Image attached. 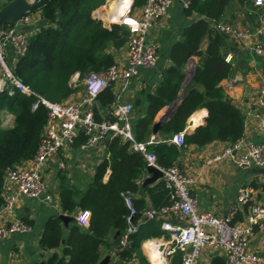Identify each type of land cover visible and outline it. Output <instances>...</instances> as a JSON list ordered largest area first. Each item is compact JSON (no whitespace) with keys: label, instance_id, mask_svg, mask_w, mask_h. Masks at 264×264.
<instances>
[{"label":"trees","instance_id":"16d2710c","mask_svg":"<svg viewBox=\"0 0 264 264\" xmlns=\"http://www.w3.org/2000/svg\"><path fill=\"white\" fill-rule=\"evenodd\" d=\"M131 1L132 11L139 10L146 2ZM103 3L104 0H46L31 11L29 14H38L41 22L29 36L23 54L11 66L12 73L33 93L46 100L53 103L68 101L77 91L71 83L72 77L77 73L81 79L88 73L106 71L115 64L114 53L123 49L128 41L129 32L124 26L111 24L104 27L91 17L92 11ZM242 8L249 16L253 10L251 0H190L184 9L185 15L200 18L183 30L182 39L169 50L171 64L161 72L155 90L132 104L133 138L136 142L147 143L156 114L177 102L169 118L158 129L155 144L147 145V149L155 154L159 167L179 168L176 164L178 148L167 141L174 134L184 132L188 118L199 109L205 108L207 117L203 125L183 135L186 145L202 148L214 141L233 144L243 136V116L224 95L220 82L235 71L234 58H240L242 62L249 56L212 27V23L221 22L227 16L229 19L225 23H232L235 13ZM230 52L232 61L227 63L224 58ZM193 58L197 61L187 76L184 68ZM255 59L264 74V59ZM13 91L11 96L7 90L0 94V117L3 112L13 116L12 124L7 127L1 125L0 119V207L7 172L33 158L47 117L45 107L40 105L31 109L34 96L16 89ZM115 99L111 87L99 94L92 107L96 121L109 116ZM85 141L86 137L80 135L73 148ZM106 153L107 157L95 166L92 178L83 188L72 182L67 171H57L56 196L61 213L73 217L78 210H88V226L81 227L72 220L64 227L58 216L49 217L39 238V247L45 252H53L42 255L40 260L31 264L40 261L44 264H97L102 247L114 250L113 264H149L142 254L141 244L147 239L167 237L160 229V221H146L139 225L138 231L130 236L129 244L119 249L127 214L120 193L138 191V181L147 167L145 159L131 148L129 141L119 137L106 142ZM251 186L264 193V184ZM146 192L153 208L169 204L168 190L162 181L152 188L147 187ZM133 203L137 211L144 210L143 199H136ZM250 205L249 202L242 212L238 211L234 221H242ZM115 233L117 235L110 239ZM58 249H61L60 253L56 252ZM180 258L179 252L174 253L169 264H180Z\"/></svg>","mask_w":264,"mask_h":264},{"label":"built area","instance_id":"2783aa9c","mask_svg":"<svg viewBox=\"0 0 264 264\" xmlns=\"http://www.w3.org/2000/svg\"><path fill=\"white\" fill-rule=\"evenodd\" d=\"M174 1L146 0L139 10L132 11L131 0L124 5H121L120 0H111L107 2L109 5L105 10L94 9L91 13L92 18L100 21L103 26L118 24L129 32L125 46L126 64L115 63L106 71L88 73L81 79L76 73L71 83L74 87L80 84L82 93L70 101L61 103L50 102L33 93L12 73L6 62L8 47H11L18 57L25 51L29 35L16 31V27L18 24L29 23L32 20L30 14L17 21L8 33H5V30L0 32V36L5 34L0 38V94L7 90L8 95L11 96L13 89H16L20 93L35 97V101L31 104L32 110L41 105L47 111L44 133L35 155L24 165L6 174L3 204L0 207V238L13 233L25 234L31 230L30 226L19 220L7 224L1 220L13 211L18 199L42 198L44 202H52L56 192L48 189L44 181V173L49 166L54 165L59 170L64 169V157L67 153L71 151L86 153L101 147L106 148L108 140L119 137L131 143V148L144 157L146 166H153L161 171V178L169 196L168 205L137 211L133 203L134 194L130 190L120 193L127 214L119 249L129 244L130 236L138 231L140 220H160V228L168 233L174 249L181 254L180 264H198L206 248L222 253L226 264H264V256L251 251L248 243L253 226L258 225L262 228L264 206H251L244 220L234 221L238 209L252 200L251 186L244 185L238 189L236 204L227 208L225 215L217 216L202 212L190 193L193 180L177 166L163 169L156 164L155 154L147 149V145L154 140L152 137L147 143L136 142L133 138V107L130 102L123 100L122 95L141 69L155 67L157 55L155 46L149 39L150 29L155 22L166 16ZM251 3L256 9L264 8V0H251ZM188 5L189 1L184 2L183 8H187ZM212 27L227 36L249 57L264 59V12L256 16L253 27L225 22L212 23ZM224 60L230 63L232 54L228 53ZM108 87L119 89L114 105L106 119L96 121L92 107L99 94ZM251 103L253 104L247 115L255 120L257 133L264 137L263 73L260 74V85ZM80 135H84L86 141L73 148L74 141ZM168 142L178 148L184 147L183 133L174 134ZM243 142L241 137L214 155L209 162L228 160L241 170L264 167V145L246 143L245 149H241ZM138 216H141V219ZM89 218L88 210H78L73 215L76 224L84 228L88 226ZM169 218L177 219L181 223L173 224Z\"/></svg>","mask_w":264,"mask_h":264},{"label":"crops","instance_id":"0c3cea01","mask_svg":"<svg viewBox=\"0 0 264 264\" xmlns=\"http://www.w3.org/2000/svg\"><path fill=\"white\" fill-rule=\"evenodd\" d=\"M9 1L10 0H0V7ZM110 1L111 0H104V3L97 8L105 10L107 2ZM188 1L190 0H175L172 6L168 9L166 16L155 22L151 27L149 39L155 46L157 55L156 65L153 68L140 70L139 75L131 80L129 87L122 95L123 100L133 104L136 99H144V95L153 92L157 87L161 72L171 64L168 58L169 50L176 42L182 39L183 30L200 18L197 15H185L183 3ZM262 12H264V8L256 9L253 7L252 12L247 16L242 8L235 13V18L231 22L238 26L253 27L255 25L256 16ZM30 16L32 17V20L29 23L18 24L16 31L31 36L38 29L41 22L38 14H30ZM227 19H229L228 16L221 22H227ZM5 56L8 66L11 68V66L16 63L18 56L11 47L6 49ZM126 59L125 47L114 53L116 64L125 65ZM196 61L197 59L193 58L185 66L184 72L187 76L188 72L190 71V74L193 70ZM232 64L234 65L235 71L228 78L222 80L220 86L224 95L243 116L244 131L242 139L244 142L241 149H245L246 143L264 145V137L257 133L255 129V120L250 115H247L253 104L251 102L254 94L257 92L260 85V74H262L261 69L259 68L256 59L251 57H244L242 62L240 58H234ZM111 88L113 93L117 94L119 90L118 87ZM78 95L80 94L75 92L70 96L68 101L74 99ZM167 107L169 106L164 107L156 114L154 122L164 113ZM207 114L208 112L205 108L195 111L188 118L184 132H182L183 135L190 134L197 126L203 125ZM132 117L134 118V111H132ZM12 121L13 116L11 114L5 112L4 115H1L2 126L7 127V125L12 124ZM156 138L157 135L153 142L148 145L155 144L154 141ZM164 138L165 137H162L160 139ZM228 145L229 144L224 142L214 141L202 148L186 144L182 148L177 147L179 155L176 164L179 165V168L193 180L190 186V193L196 200L198 209L202 212H209L217 216H223L226 214L227 208L236 204L237 191L240 187L244 185L251 186L254 183L264 184V173H253V168L241 170L236 168L228 160L212 163L209 162L214 155L222 151ZM106 157V148L103 147L86 153L71 151V153H67L64 157L65 167L63 170L68 172L67 175L71 177L74 184L83 188V186L92 178L95 166ZM58 170L59 169L52 165L49 166L44 173V181L48 189L54 190L56 194L58 188L56 173ZM108 173L109 171L107 174ZM147 177H150V175H147L144 172L138 181V191L133 193L134 200L143 199L145 201L144 209L150 207L153 208L149 201L146 188H152L162 181L161 178L151 184L143 185V181ZM105 179H107V175ZM56 194L52 202L49 203L44 202L42 198H20L16 202L13 211L2 217L1 220L4 224L13 220H19L30 226L31 230L25 234L13 233L4 238H0V264H31L35 260H40L42 255L53 252H45L41 250L39 247V238L43 232L46 220L51 216L62 214ZM250 203L251 205L249 207L256 205L264 206V193L253 189L252 200ZM242 210L243 208L238 209L239 212H242ZM138 218L141 219V216H138ZM244 218L245 215H243V220ZM169 220L173 224L181 223L180 221L178 222L177 219L169 218ZM140 222V225H142L146 221L140 220ZM261 224L262 228L258 227V225L253 226L248 243L251 251L264 256V220ZM165 233L167 234V237L147 239L142 242L141 251L149 264L153 263L150 261L148 252L144 247L147 242H153L155 246H157L154 248H157L158 251H160L163 264H169L172 255L178 252L170 242L168 233ZM113 236L114 234L110 236V239H112ZM60 251L61 249H58L56 252L60 253ZM106 256L110 259L108 264H113L115 261L114 250L102 247L100 260ZM215 257L223 259V255L219 251H212L206 248L203 250L198 264H209Z\"/></svg>","mask_w":264,"mask_h":264},{"label":"water","instance_id":"95a60500","mask_svg":"<svg viewBox=\"0 0 264 264\" xmlns=\"http://www.w3.org/2000/svg\"><path fill=\"white\" fill-rule=\"evenodd\" d=\"M46 0H10L2 7H0V28L5 27V33H8L13 25L19 21L22 17L29 14L31 11L37 9L41 4H43ZM5 34H2L0 38H3ZM170 105L164 111V113L155 121L151 126V137L154 139L157 135L158 129L161 125H163L166 120L169 118L170 114L173 112L175 105ZM253 173L262 174L264 173V168H253ZM145 173L150 175L143 181V185L151 184L158 179H161L162 173L160 170L153 166H147ZM58 218L62 221L64 227L68 225L70 221L73 220V217H69L65 214H59ZM117 235L115 233L114 237ZM110 261L109 257L106 256L103 259L99 260L97 264H108ZM39 264H44V262L40 261ZM209 264H226L222 258L215 257Z\"/></svg>","mask_w":264,"mask_h":264},{"label":"bare ground","instance_id":"6f19581e","mask_svg":"<svg viewBox=\"0 0 264 264\" xmlns=\"http://www.w3.org/2000/svg\"><path fill=\"white\" fill-rule=\"evenodd\" d=\"M120 1L122 2L121 5H124L125 3L128 2V0H126V1L120 0ZM112 5L114 6V3ZM144 247L147 250L149 259L153 264H163V261H162L163 259L160 256V251H158L157 248H154L157 246H155V244L153 242L145 243Z\"/></svg>","mask_w":264,"mask_h":264},{"label":"rangeland","instance_id":"374dc122","mask_svg":"<svg viewBox=\"0 0 264 264\" xmlns=\"http://www.w3.org/2000/svg\"><path fill=\"white\" fill-rule=\"evenodd\" d=\"M108 5H109V4L107 3V5H106L107 7H106V8H108ZM4 30H5V28H0V32H2V31H4ZM189 72H190V71H189ZM189 72H188V75H189ZM78 81H79V80H78ZM75 88H77V91H76V92H77L78 94H81V93H82V87H81L80 84H78L77 86H75ZM4 113H5V112H3L1 115H4ZM0 119H1V117H0ZM7 126H10V125H7Z\"/></svg>","mask_w":264,"mask_h":264}]
</instances>
